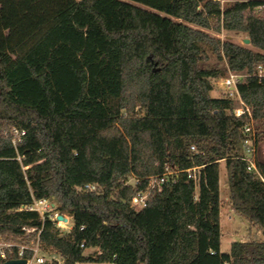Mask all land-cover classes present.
I'll return each mask as SVG.
<instances>
[{"label":"trees","instance_id":"1","mask_svg":"<svg viewBox=\"0 0 264 264\" xmlns=\"http://www.w3.org/2000/svg\"><path fill=\"white\" fill-rule=\"evenodd\" d=\"M203 29L243 32L249 46ZM201 43L226 67H204ZM259 65L264 0H0V237L41 225L36 212L17 208L48 197L74 220L67 233L43 222V249L63 264H264V241L220 251L219 164L231 208L264 233V160L255 158L257 174L238 158L246 115H231L233 100L211 96L208 82L244 73L239 96L264 125ZM64 123L74 130L62 131ZM13 127L25 130L21 162ZM166 165L180 170L176 181L133 209L134 190L120 178ZM201 165L196 192L185 169ZM85 183L103 188L76 192ZM89 247L97 253L84 255Z\"/></svg>","mask_w":264,"mask_h":264},{"label":"built area","instance_id":"2","mask_svg":"<svg viewBox=\"0 0 264 264\" xmlns=\"http://www.w3.org/2000/svg\"><path fill=\"white\" fill-rule=\"evenodd\" d=\"M221 1V0H214ZM244 73L229 71L228 75L222 78V85L226 89V95L233 101L235 97L238 104L233 103V107L229 113L234 117H241L246 115L247 122L242 128L243 139L241 142L242 150L239 152L238 158L247 162V170L254 171L258 174L255 158H256V130L254 127V119L251 110L241 100L237 83L244 76ZM257 75H264V65H259L257 68ZM25 134L24 129L13 127L10 131V138L13 147L17 152V145L21 142L22 136ZM192 151L195 150L194 145L190 146ZM21 162V156L18 154L15 157ZM23 168H26L23 166ZM179 169L170 168L168 165L160 174L155 175H138L129 173L120 178L119 185L121 187H129L134 190V194L130 199V206L139 210L147 205L149 196L156 191H160L164 184H171L176 181L175 175ZM202 165L192 166L185 169L186 178L191 180L195 191L198 190L202 176ZM261 178V176L259 175ZM262 179V178H261ZM102 186L98 183H85L84 185L75 186L76 192H93L100 193ZM17 210H26L36 212L38 218L42 222L41 225H24L21 227L20 235L16 238L4 239L0 237V264L7 260H20L24 259L23 264H63V256L61 253L45 250L42 246L41 232L43 229V222L48 219L52 222L53 226L61 233L70 232L74 226V220L71 215H66L56 210V203L53 198H32L29 204L21 205ZM64 218L58 219V215ZM81 229L84 228L82 225ZM80 248H84V242L76 244ZM93 248V247H92ZM86 249V248H85ZM97 253V249L95 251ZM84 254V253H83ZM85 255V254H84ZM90 255V254H89ZM93 255V254H91ZM74 264H117L113 261H96V260H78ZM132 264V263H129Z\"/></svg>","mask_w":264,"mask_h":264},{"label":"rangeland","instance_id":"3","mask_svg":"<svg viewBox=\"0 0 264 264\" xmlns=\"http://www.w3.org/2000/svg\"><path fill=\"white\" fill-rule=\"evenodd\" d=\"M236 0H221L220 5L222 7H227L234 3ZM192 27H196L195 25H191ZM201 28V27H198ZM202 29V28H201ZM207 31L209 34L219 37L221 40H230L240 45L249 46V44L244 42L246 38V34L243 32L222 30L221 32H214L211 29H203ZM201 48L204 49L208 54V60L203 62L204 67L207 68H217L222 70L226 67V62L224 60L219 59L215 53L212 51L211 47L207 44L201 43ZM254 50H257L253 48ZM230 70L226 71L223 75L219 77H209L208 82L211 86L210 95L213 97H220L226 94V89L222 85V78L227 76ZM235 105L238 104V100L235 97L233 101ZM255 130L257 132V143H256V157L260 160H264V125L260 122L254 123ZM62 131L71 132L74 130L73 126L70 123H64L60 126ZM145 137L140 138V151L144 149ZM242 150V146H239ZM142 157L140 154L139 159ZM219 176H220V186H221V203H222V217H221V239H220V250L221 252H228L230 248V244L233 241L237 240H259L264 241V233L260 231L259 228L251 225L246 219L242 218L239 214L231 210V205L229 201L228 189L225 187L226 185V175H225V166L224 162H220L219 164ZM197 192V191H196ZM56 204L57 202L54 201ZM227 211L229 213L227 214ZM69 215L68 213H64ZM226 214L228 215L229 220H226ZM226 220V222H225ZM96 248H86L83 253L85 255L95 254Z\"/></svg>","mask_w":264,"mask_h":264},{"label":"water","instance_id":"4","mask_svg":"<svg viewBox=\"0 0 264 264\" xmlns=\"http://www.w3.org/2000/svg\"><path fill=\"white\" fill-rule=\"evenodd\" d=\"M244 42L249 44L250 40L248 37H246L244 39ZM58 219H62L64 218L61 214L57 216ZM25 262L24 259H20V260H7L5 262H3L2 264H23Z\"/></svg>","mask_w":264,"mask_h":264},{"label":"crops","instance_id":"5","mask_svg":"<svg viewBox=\"0 0 264 264\" xmlns=\"http://www.w3.org/2000/svg\"><path fill=\"white\" fill-rule=\"evenodd\" d=\"M219 187H220V192H221V186H220V176H219ZM225 187L227 188V186L225 185ZM231 210H233L232 208H231ZM234 211V210H233ZM235 212V211H234ZM229 213V211H227V214ZM226 214V220H229V218L230 217H228V215ZM219 215H220V232H221V230H222V228H221V217H222V203H221V197H220V212H219ZM226 220H225V222H226ZM260 231H262L261 229H260ZM221 235H222V233H221ZM221 235H220V239H221ZM241 241V240H240ZM221 251V250H220Z\"/></svg>","mask_w":264,"mask_h":264}]
</instances>
